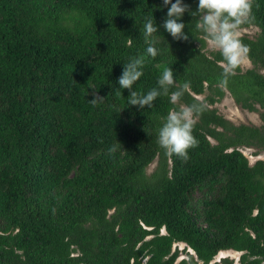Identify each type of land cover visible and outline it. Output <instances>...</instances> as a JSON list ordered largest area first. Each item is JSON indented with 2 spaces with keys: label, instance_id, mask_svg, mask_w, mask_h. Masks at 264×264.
<instances>
[{
  "label": "trees",
  "instance_id": "trees-1",
  "mask_svg": "<svg viewBox=\"0 0 264 264\" xmlns=\"http://www.w3.org/2000/svg\"><path fill=\"white\" fill-rule=\"evenodd\" d=\"M167 11L163 0H0V264H209L221 249L239 251L236 264H264V160L238 148L264 149V0L245 24L257 31L241 34L251 66L224 87L241 107L263 108L260 125L207 105L223 91V58L202 50L188 12L179 22L189 39H173ZM152 15L159 54L145 57L133 90L158 87L166 67L190 82L181 102L205 110L187 161L157 143L169 98L139 109L119 89L123 64L145 54ZM94 94L104 101L91 104Z\"/></svg>",
  "mask_w": 264,
  "mask_h": 264
},
{
  "label": "clouds",
  "instance_id": "clouds-1",
  "mask_svg": "<svg viewBox=\"0 0 264 264\" xmlns=\"http://www.w3.org/2000/svg\"><path fill=\"white\" fill-rule=\"evenodd\" d=\"M163 6L167 7L168 11L162 27L175 40L189 39L184 32L186 25L179 22L184 14L188 12L192 17H197L196 29L203 33L209 47L213 51H218L223 58L220 61L222 73L219 86L226 87L229 77L235 75V70L248 60L250 46L242 42L241 29L254 19L253 0H198L195 11H192L183 0H175V3L172 0H163ZM155 33H158V27L153 15L145 17L142 33L147 45L145 54L133 57L128 63L123 64L122 74L118 78L119 89L129 90L128 104L139 109L151 108L154 101L162 95L169 98L174 107L162 118L157 143L166 155H175L187 161L189 149L199 144L193 135L196 117L205 110L204 102L199 100L190 104L181 103L185 93L190 90V82L178 85L174 80L173 69L166 67L158 77V87L150 89L147 93L133 90V85L143 76L145 57L155 58L159 54ZM173 88L175 90L170 91ZM104 99L94 94L89 102L96 105L102 103Z\"/></svg>",
  "mask_w": 264,
  "mask_h": 264
},
{
  "label": "rangeland",
  "instance_id": "rangeland-1",
  "mask_svg": "<svg viewBox=\"0 0 264 264\" xmlns=\"http://www.w3.org/2000/svg\"><path fill=\"white\" fill-rule=\"evenodd\" d=\"M257 26L253 24L249 25H243L241 29V34H247V35H253L257 31ZM199 44V42H196ZM202 50H204L207 54H209L210 51H213L207 42L205 41L203 37V42L201 44ZM251 63L249 59L243 63L240 68L244 69L247 67H250ZM210 94L209 89H204L200 93L194 94L198 99L203 98L206 94ZM213 96H219L216 97L215 100H213L211 103H207L208 106L215 107L216 111L223 115L225 118L230 120L234 124L238 123H244V124H252V125H260L263 124V120L260 116V113L263 111V108L258 105V103H254L255 109H247L245 107H241L239 104H237L233 97L230 95V93L223 88V91L221 94L216 95L213 94ZM182 103V102H181ZM217 129H220V126H216ZM208 138L211 142H216V139L213 136L208 135ZM238 148L245 154V156L248 159L249 163H252L255 159L261 158L264 160V149H259L258 147L254 145H239ZM157 163V155L146 165L145 172L149 173L151 172ZM178 248L180 250L179 255L183 256L184 252L182 251V248L184 247L183 242H174L172 244L173 248ZM187 249V248H185ZM191 251V250H190ZM238 255L239 251H235L232 249H221L216 252V254L212 257V259L209 261V264L213 261H217L218 264H220V258L227 256L229 258H232L233 262L236 264L238 261ZM178 256V257H180Z\"/></svg>",
  "mask_w": 264,
  "mask_h": 264
}]
</instances>
